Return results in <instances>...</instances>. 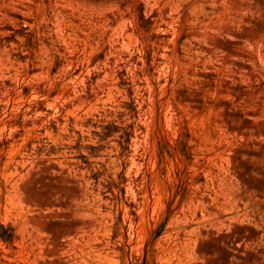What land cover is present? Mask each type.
Segmentation results:
<instances>
[{"label": "rangeland", "instance_id": "obj_1", "mask_svg": "<svg viewBox=\"0 0 264 264\" xmlns=\"http://www.w3.org/2000/svg\"><path fill=\"white\" fill-rule=\"evenodd\" d=\"M0 264H264V0H0Z\"/></svg>", "mask_w": 264, "mask_h": 264}]
</instances>
